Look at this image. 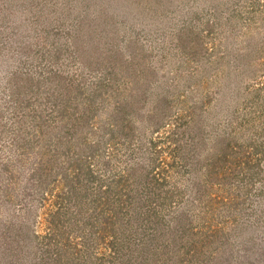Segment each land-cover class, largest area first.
I'll return each instance as SVG.
<instances>
[{
	"label": "rangeland",
	"instance_id": "374dc122",
	"mask_svg": "<svg viewBox=\"0 0 264 264\" xmlns=\"http://www.w3.org/2000/svg\"><path fill=\"white\" fill-rule=\"evenodd\" d=\"M111 79L112 87L99 95L118 94L127 100L133 96L141 107L132 143H121L131 149H124L122 153H127H121L122 159L133 153L131 167L156 166L155 173L163 175L167 186L180 171L179 163L168 166L179 156V143L170 137L176 128L182 135L185 124L180 117H200L199 123L188 125L205 137L196 152L202 161L227 135L233 143L250 147L246 152L252 160L250 169L243 165L240 177L214 195L228 197L226 205L216 207V222L230 210L232 224L221 230L217 240L208 241L207 249L217 248L211 261L205 262L204 254L197 255L201 260L197 264H264V0H0V153L10 150L5 146L11 143L8 133L14 122L21 127L22 108L43 109L49 98L60 96L84 98ZM14 110L21 111L19 117ZM165 113L166 125L158 131L156 123ZM96 115L95 137L101 140L107 105ZM103 159L97 156L95 163L102 170L109 168L102 178L107 183L119 179L118 173H127L130 163L125 168L111 157L109 165H100ZM9 163L8 170L14 167L19 179L27 164L14 159ZM0 175L7 178L8 173L3 170ZM2 196L0 232L7 218L22 220L18 210L23 203L22 195L11 202L12 207L10 203L1 206ZM80 196L68 198L77 213L62 210L61 217L58 209H51L56 221L68 227L71 251L66 253L83 252L79 253L82 264H93L96 255L97 264H111L113 252L105 245L97 249L84 226L86 197ZM48 213L47 208L34 213L40 232L47 229L42 222ZM157 224L156 251L170 238L171 227L169 222ZM185 240L186 244L180 242L185 244L180 251L182 247H175L172 240L165 243L171 248V264H193V256L205 251L204 247L195 249L192 238ZM15 243L7 247L0 238V264L14 259L1 250L18 247ZM62 248L58 249L60 258L66 254ZM188 249L194 253H187ZM15 250L22 252L19 247ZM154 259V264L163 263L161 256Z\"/></svg>",
	"mask_w": 264,
	"mask_h": 264
},
{
	"label": "trees",
	"instance_id": "16d2710c",
	"mask_svg": "<svg viewBox=\"0 0 264 264\" xmlns=\"http://www.w3.org/2000/svg\"><path fill=\"white\" fill-rule=\"evenodd\" d=\"M111 84L113 79L102 83L101 90L89 93L84 98L79 95L70 98L60 96L49 98L43 109L22 108L24 114L20 116L21 127H16V122L12 123L8 133L11 135V143L5 145L10 150L0 153L9 156L8 159L0 158V172L5 170L8 173L7 178L6 175H0V194L3 195L1 206L10 203L12 207L11 202L23 195V203L18 210L22 220L18 223L13 217L10 220L7 218L3 222L0 238L5 244L8 243L7 247L16 242L22 252L15 250L18 249L16 245L12 249L1 250L6 257L14 258L6 264H82L80 250L73 254L66 253L71 251L68 227L56 221V212L51 214L53 208L58 209L57 213L61 217L62 210L77 213V209L73 210L68 200L73 196L76 200L81 199V194L86 197L82 203L87 205L85 209L88 214L86 221L84 219V226L89 228V235L95 239L96 248L105 245L113 252L111 264H154L157 261L154 259L156 255L162 257V264H171L172 258L168 257L171 248L166 247L165 243L168 239L172 240L175 247H182L178 249L180 251L183 250L187 237L197 243L195 249H205L193 256V264L201 261L198 257L202 254L206 256L205 262H210L214 257L217 248L207 249L208 241L214 242L221 230L228 229L229 224H232L233 214L227 210L229 215L224 213L225 219L220 218L217 220L220 224L217 223L216 219L219 217L216 207L223 203L226 205L228 197L220 195L217 199L214 195L218 188L228 187L232 179L240 177L243 165L250 169L248 164L252 160L246 153L250 147L233 143L232 137L227 135L217 141L216 148L212 147L213 153L202 161L201 155L196 152L201 143H204L205 137L202 133L199 136L197 131L193 132V125H188L197 124L201 119L193 115L180 117L183 125L185 124L183 136L179 135L176 128L170 137L179 143L176 148L179 149V156L175 158L176 163L168 165L172 168L179 163L180 171L168 180L167 186L162 182L163 175L155 173L156 166L131 167L133 153L122 159L124 149L127 152H131V149L123 147L124 144L121 143H132L138 115L136 113L140 112L141 107H137L136 97L133 96L130 101L118 98V94L110 97L98 94H103L102 91L112 87ZM106 105L105 134L101 140H96V114L99 109L103 111ZM19 112L21 111H13L17 117ZM162 115L156 123L158 126L155 129L158 131L167 122V114ZM176 136L181 138L174 139ZM186 136L188 138L185 139ZM183 140L185 141L181 144ZM255 151H252V155H256ZM97 156L100 159L104 157L100 165H109L111 157L116 164H125V168L130 163L125 171L127 173H118L119 179L113 176L115 181L107 183L102 178L109 168H98L95 163ZM13 159L27 164L19 179L15 176L14 167L8 170V167L11 168L9 162ZM19 189L22 193L16 192ZM13 205L17 207V204ZM45 208L49 213L42 226L47 229L40 232L36 229L37 219L33 216L38 210ZM158 221L169 222L171 227L168 232L170 238L167 236L156 247V251L153 241L157 236L154 232L159 228ZM181 241L185 244L180 243ZM61 246L66 253L62 258V253L58 250ZM192 250L188 249L187 253H194ZM183 253L185 256L186 252ZM95 257L96 259L88 258L87 261L92 259L93 264H97L99 255ZM189 264L192 262L189 261Z\"/></svg>",
	"mask_w": 264,
	"mask_h": 264
}]
</instances>
